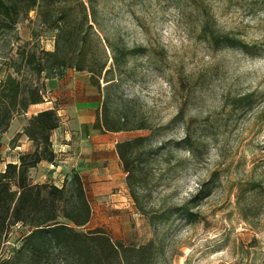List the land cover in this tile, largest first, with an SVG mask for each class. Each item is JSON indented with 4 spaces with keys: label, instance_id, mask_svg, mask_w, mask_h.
<instances>
[{
    "label": "rangeland",
    "instance_id": "1",
    "mask_svg": "<svg viewBox=\"0 0 264 264\" xmlns=\"http://www.w3.org/2000/svg\"><path fill=\"white\" fill-rule=\"evenodd\" d=\"M81 1L88 12L89 5L95 9L86 47L90 63L101 67L100 85L88 69L68 66L59 97L45 70L39 79L23 72L46 83L44 107L62 113L52 135L56 161H41L32 178L60 185L79 170L92 206L90 221L79 228L103 226L113 238L136 244L154 239L162 248L158 264H264V190L249 188L239 196L242 183L264 185V0ZM207 12L217 29L247 42L248 50L216 47L204 38ZM80 18L76 7L68 24ZM56 33L35 9L23 14L13 31L0 36V79L13 71L3 57L8 50L17 56L26 42L53 50ZM105 79L113 85L106 88ZM105 96L112 111L152 126L123 130V138L152 133V144L165 145L141 166L140 193L149 214L131 197L115 146L96 150L90 142ZM73 98L86 103L83 113L73 110L74 103L63 106ZM37 109L30 105L2 134L0 169L32 149L25 135L14 148L10 139ZM19 234L13 226L0 259L11 254Z\"/></svg>",
    "mask_w": 264,
    "mask_h": 264
},
{
    "label": "trees",
    "instance_id": "2",
    "mask_svg": "<svg viewBox=\"0 0 264 264\" xmlns=\"http://www.w3.org/2000/svg\"><path fill=\"white\" fill-rule=\"evenodd\" d=\"M65 3V5H60ZM79 8L81 18L74 25L68 24L70 10ZM87 6L81 0H0V36L10 33L23 14L36 10L41 23L57 28L55 48L46 50L39 43L27 42L17 49V56L4 54L5 63L13 67L0 79V150L2 134L6 132L14 117L27 112L30 105L41 103L44 99L46 83L39 82L45 70L46 77H61L65 68L88 69L100 85L98 69L88 59L87 39L93 28L90 18L95 14L93 5ZM204 38L216 47L222 45L249 48V44L230 32L216 28L211 13L207 12L202 20ZM63 40V42H62ZM89 60V61H87ZM36 73L33 81L24 71ZM20 75V77H19ZM105 79L106 88L113 85ZM110 98L104 97L102 107L96 115L93 127L100 131H123L152 129L145 119H136L128 113L112 111ZM61 126V118L56 107L44 108L27 117L21 131L10 139V147L22 135L32 142V149L19 151L16 159L8 160L0 169V253L4 241L9 237L13 226H18L20 234L11 254L0 259V264H158L161 245L154 239L136 244L115 239L103 226L81 229L92 216V206L87 194L82 174L73 169L65 175L62 184L54 181H35L31 170L47 160L55 163L57 153L53 146V132ZM151 135H135L118 140L115 150L126 171V183L136 206L149 214L140 193V174L146 155L158 154L165 145L151 143ZM190 144H193L187 133ZM242 183L240 197L244 190L260 188ZM202 187V184H200ZM200 187V188H201ZM184 212L192 213L190 210ZM155 214V213H153ZM160 215H150L151 220ZM168 264H173L169 262Z\"/></svg>",
    "mask_w": 264,
    "mask_h": 264
},
{
    "label": "crops",
    "instance_id": "3",
    "mask_svg": "<svg viewBox=\"0 0 264 264\" xmlns=\"http://www.w3.org/2000/svg\"><path fill=\"white\" fill-rule=\"evenodd\" d=\"M53 80H54L53 84H55L53 86L54 93L57 94V96L61 97L62 93H61V89H60L61 87L60 86H61V81L63 80V78L62 77H55V78H53ZM56 88L57 89L59 88L60 90L56 91ZM65 100L69 101V102L65 103L63 106H66L69 103H71V104L74 103L73 104V110L76 111L77 113H81L85 108L88 107L87 105H85L86 103L84 104L82 102H76L74 98L73 99H65ZM47 102H51V101H47ZM41 103H43V105H41V106H36L37 103L32 104L33 108L38 107V109L31 111V113H36L37 111H39L41 109L50 107V106L44 107V104L46 103L44 101ZM59 127H61V126H59ZM124 134H125V132H123V131H104V132H102L97 128L91 127L88 136L89 137L91 136L92 140L90 142L92 143V145L95 147L96 150H104V149H110L111 144H112V148H113V146H115V143L118 140L124 139L123 138ZM113 156H115V155L113 154Z\"/></svg>",
    "mask_w": 264,
    "mask_h": 264
},
{
    "label": "built area",
    "instance_id": "4",
    "mask_svg": "<svg viewBox=\"0 0 264 264\" xmlns=\"http://www.w3.org/2000/svg\"><path fill=\"white\" fill-rule=\"evenodd\" d=\"M57 111H58L59 116H62L61 110L60 109H57ZM52 139H53V137H52Z\"/></svg>",
    "mask_w": 264,
    "mask_h": 264
},
{
    "label": "bare ground",
    "instance_id": "5",
    "mask_svg": "<svg viewBox=\"0 0 264 264\" xmlns=\"http://www.w3.org/2000/svg\"><path fill=\"white\" fill-rule=\"evenodd\" d=\"M41 105H43V103H37V104H36V106H41Z\"/></svg>",
    "mask_w": 264,
    "mask_h": 264
}]
</instances>
